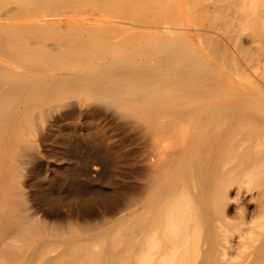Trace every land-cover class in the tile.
Masks as SVG:
<instances>
[{
    "label": "bare ground",
    "instance_id": "6f19581e",
    "mask_svg": "<svg viewBox=\"0 0 264 264\" xmlns=\"http://www.w3.org/2000/svg\"><path fill=\"white\" fill-rule=\"evenodd\" d=\"M170 1L174 4L175 8H179L178 4L180 5V2L188 5L190 4V7L187 11V16H189V26L192 27L193 25H199L203 29H205V27H208L211 30H217V33L219 34H215L214 37L212 34L213 38L209 36L210 38L205 41L203 40V42L198 36L199 41L203 43L202 47H198V45L195 44L194 38L189 39L187 45L188 49L190 50V56L188 59H182L183 61L179 59L180 57L177 59L176 57L168 59L170 58L168 56V60L176 59L178 62H180L179 67H177L178 69H180L178 71H180L183 75L184 72L185 75L187 74V80L184 81L185 83H181L185 85L183 86L184 94L181 90L180 94V91L176 89L177 87L175 89H172L173 86H176V84H174L173 82L171 88L170 85L168 86L167 84L166 87H164L165 85L163 86L159 83L157 84L156 81H151L152 79L148 81L143 80V76L146 78L148 77L143 74L142 77H140V75L138 74L137 63L139 62V60L133 62L134 58H141L143 60L144 56L148 52L144 51V49L148 50L149 48L159 47V44L162 45V40H158V37L156 38L157 40L154 39L155 37L154 34L152 35V30H150L151 35L149 33L146 34L148 30L144 29L146 30V32L143 33V29H141L140 26L141 24L142 27L143 25L147 26V23H149L150 20L151 23H158L159 25L165 20L168 21L166 15L167 11H171L169 8L171 5ZM197 1L198 3L200 2L199 0H0L1 14L6 10L5 7H7V5L14 4L19 10V17L27 18V20H18L9 22L7 24L0 23V112L2 111V109L12 104L14 99L17 98L18 100V96L21 95L22 91H24L25 94V91L29 87L34 86L33 90L37 87L39 89L41 88V90H44L49 86L50 91L48 93L52 96L41 98L42 103L38 104H42V106H45L44 104H50V106L41 109L42 112L39 113V116H47V119H51V116H53L54 119L58 121V119L64 116L65 110H68V108L71 107L72 101L70 102L69 99H67V101L64 100L65 102L63 101V103L60 102L58 104V101L60 99H66V97H64L65 95L62 93L56 94L57 92H55L54 90L56 88L57 91H59L63 88L62 86H65L66 83L72 84L74 81L68 83L66 80L70 78L73 80V78H76L74 76L79 74L81 75V78H79L80 81L88 80V82L86 84L84 83L83 85H89L87 91L88 94H91L94 97V100L95 97H103V100L106 99L105 101H107L109 99L108 102L111 101L110 104L113 103L114 105L119 106L122 109L123 106L128 110L137 108L138 110H135V114L138 111L139 116H142V118L144 117L143 119L147 122L151 123L154 121H158L159 124L154 122V124H156L157 126L153 123H149L148 126L151 125L150 128L152 127V125L153 127L156 126V128H158V125L162 124L161 127L159 126V128H162V131H164L163 128L165 126V122H168V126H173V120L180 121L183 119L185 121V119H188L190 122V128L188 129L189 131H187L186 133V135L188 134V137L187 139L185 137L186 144L181 156L183 157L184 161L182 158L176 160L177 162L175 161L176 163L175 165H173V169H176V171L173 172L174 170H168L169 173H165L164 176L166 177H163L162 182L160 181L161 176L159 175L160 177L158 180L160 181L161 186L159 185L160 183L157 184V174H159V172L161 173V170H164L165 168L160 169L158 173L157 171H155L157 174H153V176H151L150 178H148V175L150 173L147 172L149 173L147 175V180L150 179L149 183L152 182V177L157 176L156 178H153V181L154 179L155 181L154 183H152L159 186L157 191H154L155 193L153 192L152 194L151 192L153 191L154 187L156 189L157 186L152 187V184V186H146L145 184H143L144 182L142 183L143 186H141L142 184L140 185V202L142 203L143 213H138V215H140V218L139 221L136 220L138 221V233H135V236H138L136 237L137 240H133V238L135 237H130L131 241H128L129 239L126 240V233H124L125 235L123 234V237H125L124 239L127 241L126 242L124 240L125 242H123V245L124 247H128V249L123 248L127 253L126 254L123 251V254L125 255V262L122 263L125 264H129V262H131V260L129 259L130 257L132 261L136 259V263L133 262L134 264H186L188 255H192L193 257L199 255L198 251L200 249L197 250L196 255V250L194 249L193 252L188 244L190 242L191 235L198 231L200 225V228L203 227L205 229L206 239L209 243V247H207V249L204 251L200 264H218L217 260L219 258L217 257V245H215L213 242L214 239L218 236L216 235V233L214 234L212 223L213 219L217 218L215 217V214L220 210L222 202L225 199L226 194H228V187H230L229 185L232 184L230 181H233L236 177L240 180L241 172L248 169L251 171V168H255V170H253L255 173L258 172L256 168L262 171L264 170V150L263 148L259 149V146L261 147L264 139V0H211V4H205V6L203 7H199L197 5ZM205 1L206 0H201L203 4L205 3ZM10 6L11 5H9V7ZM89 11L90 13H92V18L88 15L90 14ZM172 11L174 10L172 9ZM172 11L168 13L170 15V18L172 17ZM84 13L86 15V18L84 16ZM172 15L174 14L172 13ZM87 17L90 19V21L86 20ZM46 18L51 19L48 20ZM174 18H172L171 20H173ZM185 18L187 19L186 16ZM115 19L117 20L118 24L120 22L119 26L112 23L114 21L116 22ZM131 20L141 21L140 24L135 23L136 26L139 25L140 31L138 30V28H132L131 31V26L127 28L121 27V23L129 24ZM142 22L146 23L144 24ZM62 23H64L63 28L61 27ZM128 28L129 31H126L128 30ZM134 29L136 31H133ZM158 29L156 30L158 31ZM208 31L210 32V30ZM209 32L207 33L210 34ZM207 33L204 32V35H198H200L201 38L202 36H204L205 39V37H207ZM144 42H148V45L146 44L147 47H144ZM165 64L167 65V63ZM166 65L164 69L166 68ZM91 66L96 67L97 69H91L93 70L92 73H90L89 71V73H82V71L92 68ZM167 67H171L172 70H174L173 66H169V64L167 65ZM105 69L106 71H108L107 69H110V72L106 73ZM166 69L168 70V68ZM101 70L103 71L101 75H99ZM152 70L153 71H147L149 79L150 77L153 79L155 78V76L153 75L155 68H153ZM104 71L106 74H103ZM181 73H179V75L177 73V76H181ZM158 75L161 76L160 72L159 74L157 72L156 76ZM160 78L161 77H159L158 79ZM5 85L9 86L5 91H2V88ZM179 86L180 88H182V85ZM57 87H59L60 89H58ZM30 93L26 94V96H28ZM24 94L22 98H24ZM68 97L70 98L69 95L67 96V98ZM54 100L57 101V105H55L56 103L51 102ZM183 100H185L186 103H184L187 104V107L185 108V106H183L185 108L184 112L182 114H178L179 111H183V107L180 108L182 105L181 103L183 102H179ZM168 103H171L173 105H177L178 103L180 104V106L178 105L179 107H177L180 109H177L176 106H170L171 108L174 107L172 110L169 107L167 109L166 106H168ZM31 105H37V101L31 103L30 106ZM139 108L141 110H139ZM175 108L178 111H176ZM21 109L27 110V107ZM144 109L146 110V112L149 110V112L146 113ZM13 112H15V110ZM13 112L11 113L13 114ZM91 112H94V110ZM169 112L172 118H169ZM4 114L6 115V113ZM175 114L177 116H175ZM7 116L5 117L8 118ZM29 116L30 115H28L27 117ZM29 119H31V117H29ZM4 120L5 119H3L2 121ZM138 120L141 119L138 118ZM4 122L3 123L6 124L8 121ZM171 122L172 124H170ZM246 122L251 123L252 127L250 128V124L248 123L247 125ZM20 127L21 126L19 125V130ZM179 127L180 126L176 128L174 123V126L171 128L172 130L179 129L177 135L180 136V133L185 130L180 132L181 128ZM171 128L168 127V129ZM154 129L155 128H153L152 131H155ZM244 130H246V132H244ZM171 132L172 131L169 130V134ZM7 135L8 132L6 134V137L4 136L6 139L9 138ZM178 139L180 142V138ZM4 140L2 139V141ZM22 140L21 143L23 142ZM153 142L155 143V141ZM25 144L26 143L23 142L20 148H18L17 146V149H19V152L17 151V156H19L18 158L20 159V164L22 163V165L26 166L34 160V154L31 149L34 150V148L32 147L36 146L32 143L31 147L30 145H27L29 144L28 142L26 145ZM8 145L10 146V144ZM89 147H91V145ZM172 150L174 151V149ZM11 152H9L8 155L6 152V156L4 157V159L6 158L11 160ZM97 156L102 162L107 161V157L104 154L101 153ZM13 158H15V156ZM187 158L189 160L188 170H186L187 164L185 162ZM9 160H7V162ZM18 165L19 164H17V166ZM17 166L15 167L16 169H18ZM164 166L166 167V165ZM16 169H14L15 171L11 169V171L9 170L14 174V178H16L19 173ZM24 169H26V167ZM191 170H194L196 174L195 177H193V171L191 172ZM202 170H205V172H202V175H200ZM224 170H229L228 172L235 171L236 174H232V177L231 175L228 176V174L226 173V175L222 174L223 176H219L218 174H221L222 172H224ZM206 171L207 173L208 171L210 173H212L211 171H213L212 174H214V172L218 173H216V175L214 174L215 176L211 174V179L207 177L209 180L205 184L206 186L204 187V189L201 190V192L205 191L204 196H206V201H202V205L198 203L199 201H195L198 206L196 207L200 210L198 211V213L201 212V214H199L201 223L198 226L197 218V222H195V216H191L193 218L191 221L192 223L194 221V223L192 226H189L190 217L187 216V214H183V216L181 213L183 207H186L188 204V202L185 203L183 201L182 203L181 199H185L183 198L184 194H186L185 196H189L187 195L188 191H179L178 193V190H183V187L186 186L183 185L182 189V185L179 187V189L175 186L179 185L176 184L179 180L182 181L183 179H188L190 178V176V182L195 180L199 182V175V179H201L204 174V176H206ZM262 171H259V173ZM2 172L3 171L1 170V173ZM15 172L18 173H16L15 175ZM8 174L9 173H7V175ZM13 174L10 173L8 176L0 179V184H2V188H0V264H36L40 258V255L42 254L38 253V249V251L31 250L33 252L28 253L27 251L29 248L27 246L28 243H30V245L32 244L33 241L30 240L32 239V236L34 234L42 233L43 228L41 225H43L44 223H40L39 219L37 218L38 212H36V210L34 209L35 207L29 202V198L26 197V192H24L22 189L23 187L18 185L14 180L12 176ZM52 175L54 176V174ZM50 176H43L42 179L44 183H48V179L50 178ZM181 176L182 179H179ZM202 180L201 181L204 183V178ZM196 181L195 184L197 183ZM257 181H259V179H257ZM145 182L148 183V181ZM180 184L183 183L181 182ZM202 185L204 186V184ZM211 186L213 187V191L210 194V191H208V187L210 188ZM145 187H150L152 189L150 193L153 196L149 193L152 196L151 198L149 197L150 200H148L149 198H147L148 195L146 193L149 189ZM194 187H197V191H199L201 188V183H197L196 185H194ZM186 188L188 190V187ZM44 189H46V191H44V193L41 191L42 193L40 194L41 196L43 194V198L47 197V202L50 203V201L53 200L52 198V200L48 201V191L50 190H47L48 188L46 187L43 188V190ZM194 189L196 190V188ZM82 193L84 194L83 191ZM197 196L198 198H200L201 194H196L194 196L196 197V200L198 199ZM163 197H165V200L162 201L161 199H163ZM179 197L181 199H178L177 201V198ZM112 200L113 199H111L110 201L107 200L106 202L104 201V208H107L110 212L113 213L116 212V210H118V208L122 205L120 206L119 204H117V201ZM129 200L124 203L125 208L128 206L130 207L132 206L131 204L135 203L131 202L132 199L130 201ZM200 200H202V198ZM44 201L46 202V200ZM165 201L166 203H163ZM52 203L50 204L54 206ZM184 210L186 212V209ZM187 210H189V208H187ZM84 212L86 213V211ZM48 213L52 214L53 211L50 210L48 211ZM216 221L219 224V221L215 219V222ZM58 226L57 228L60 227ZM195 228L197 229V231L195 230ZM131 229L132 227L130 228V230ZM215 230H217L216 226ZM195 234L198 235V232ZM44 235L45 232L43 234V237ZM39 236L42 237L41 234ZM59 238L61 239V236ZM129 242H132V245H135L131 246L132 249ZM196 242L197 244L199 242L197 241V238L196 241L191 242V244L193 243L196 245ZM124 243H126L127 245H125ZM260 246H262L260 251L264 253V243H261ZM78 247L81 248L74 247L76 249L72 248L73 251H71L72 249L70 247L71 250L68 251V253L71 252L70 254L64 253L66 255L61 254L62 256H55L54 259L52 258L53 263L58 262L57 264H59L62 260V257L64 256H66L63 258V260L65 259V261L62 260L61 262H64L63 264H71L70 262H72L73 264L76 261L78 262L83 258H86L87 256H85V254H88V252H86V249L88 247L86 249V246L83 245H79ZM197 247L198 246H196V248ZM235 249L237 250V248ZM189 250L193 253L191 252L192 254H190ZM88 251L89 256L85 259V262H83L82 260L83 264L90 262L88 260L93 257L90 255L91 250ZM226 251L227 250L225 249L222 251L224 253V258L222 255V259L229 258H225ZM261 252L257 253V263H261L260 261L264 260V258H261V256L264 257ZM110 256L108 262L111 260ZM68 257L70 258L69 262L68 260H66L69 259ZM95 259H99L98 256L95 257ZM77 262L76 264L79 263ZM190 263H193V261L191 262L190 260ZM113 264L115 263L113 262Z\"/></svg>",
    "mask_w": 264,
    "mask_h": 264
},
{
    "label": "rangeland",
    "instance_id": "374dc122",
    "mask_svg": "<svg viewBox=\"0 0 264 264\" xmlns=\"http://www.w3.org/2000/svg\"><path fill=\"white\" fill-rule=\"evenodd\" d=\"M199 1L201 2V0H199ZM206 1L204 4L202 2L198 3V1H197V5L199 7H203V6H205V4H211V0H206ZM170 2H169V4H170ZM9 5H11V6L9 7ZM9 5H7V7H5L6 10L4 12L2 11L3 12L2 14H1V10H0V14H1L0 23H6L7 24V23L13 22V21L27 20V18H20L19 17V12H18L19 10L17 9V7L14 4H9ZM171 5L169 8L171 11H172V9L174 10V11H172V13L174 15H172V13H171L172 17L170 18L169 17L170 15L168 13H170L171 11L170 12L167 11L166 17H167V20L169 22L165 20L164 22H162L159 25L158 23H156V24L151 23V20H150V22L147 23V26L143 25V27H142V24L140 26L141 29H143V31H142L143 33H145L146 30H148L149 32L147 31L146 34L149 33L151 35L150 30H152L154 32V33L152 32V35L154 34V37H155L154 39L157 40L156 38L158 37V40L163 41L162 45L159 44L158 45L159 47H157V48H149L148 50L144 49V51L149 52V53L147 52L148 55L146 54L144 56L143 60L141 58H139V59L134 58L133 62L134 61L136 62L139 60V62L137 63L138 74L140 75V77H142V74L146 75L148 77V78H146L143 76L142 77L143 80L148 81V80L152 79L151 81L154 80V81H156L157 84L159 83L163 86L165 85L164 87H166V84L168 86L170 85V87H171L174 83V84H176V86H173V88L172 87L171 88L175 89L177 87L176 89L178 91L181 90L183 93L184 92L183 86H185V85L181 84V83H185L184 81L187 80V74L185 75V72L183 71L184 72V75H183L180 71H178L180 69H178L177 67H179L180 62H178L176 59L179 57H180L179 58L180 60L189 58L190 50L188 49V45H187L189 39L194 38L195 44H197L198 47H202L203 40L205 41V40L209 39L210 38L209 36H211V38H213L215 36V34L217 35L218 33H217V30H213V29L211 30L208 27H205V29H203L199 25H193L192 27L189 26V16H187V11L190 7V4L188 5V4H184V3L180 2V5L178 4L179 8H175V6L172 2H171ZM179 9H180V11H179ZM3 10H4V8H3ZM89 13H90V11H89ZM175 13H176V15H175ZM91 14L92 13H90L88 15L92 18ZM84 16L86 18L85 13H84ZM185 16L187 17V19L185 18ZM172 18H174V19L171 20ZM46 19L49 20L51 18H46ZM86 20L90 21V19L88 17ZM118 21H119V19H118ZM136 21L137 20H135V21L131 20L129 23L131 25H129L128 23H121V27L127 28V27L131 26V31H132V28H135V29L138 28V30H139L140 29L139 25L136 26L135 23L140 24L141 21H137V22ZM114 22H112L114 25H117V26L120 25V22L118 24L117 20L115 23ZM142 23L145 24L146 22H142ZM63 24L64 23L61 24L62 28L64 27ZM149 25H151V26H149ZM160 28H162V29H160ZM165 28H166V30H165ZM135 29L133 31H136ZM144 29H146V30H144ZM156 29H158V31ZM208 30H210V32ZM126 31H129V28ZM212 31H213V33H212ZM204 32L210 33V34H208V33L206 34L208 38L205 37V39H204V36H202V38H201V36L198 35V34L204 35ZM212 34H213V37H212ZM198 36L202 42L199 41ZM161 37H162V39H161ZM159 42H161V41H159ZM146 44L148 45V42L143 43L144 47H147ZM173 51H175V52H173ZM168 56L170 58H168ZM175 57H176V59L168 60V59H172ZM170 61H172V62H170ZM165 63H167V65L169 64V66L170 65L173 66L174 70H172L171 67H170L171 69L169 67H167V65ZM165 65H166V68H168L169 72L166 68L164 69ZM176 65H178V66H176ZM93 68H96V67L86 69V70L82 71V73H89V72L92 73L93 70L97 69V68L96 69H93ZM153 68H155V71L153 72V75L155 76V78L153 79L150 77V79H149V76L147 75V71L148 70L153 71L152 70ZM91 69H93V70H91ZM107 70L108 71H106V69H105L106 73H109L110 69H107ZM182 70H184V69H182ZM102 71L103 70L100 71L99 75H101ZM105 71L103 72V74H106ZM157 72H158V74L160 72L161 76H159V75L156 76ZM177 73H178V75H179V73H181V76L178 77ZM171 74H172V76L175 74L174 76H176V77H174V76L172 77ZM74 77H76V78H73V80L71 78L66 80L68 83L74 81L72 84L66 83L65 86H62L63 87L62 89L57 87L58 89H60L59 91H57L56 88H55V90L53 89L55 92H57L56 94L62 93L65 95L64 97H66V99H64V98L60 99L58 101V104L60 102L63 103L64 100L67 101V99H69L70 102L72 101V104H74V105L71 104V107L68 108V110H65L64 116H62L60 119H58V121L55 120L54 117L51 115H49L52 117V118L50 117L51 119H47L48 118L47 116H45V117L39 116L40 115L39 113L42 112L41 109L47 108L48 106H50V104H48V105L44 104L45 106H42V104H38V103H42L41 98L52 96L51 94L48 93L50 91L49 86L47 88H45L44 90H41V88L39 89L38 87L33 90L34 86H31L25 91L26 92L25 94H24V91H22V93L20 95L21 97L18 96V100H17V98L13 100V102H12L13 106H12V104H10L8 107L2 109V111L0 112V120H1L0 121L1 122V124H0V134H1L0 145L2 143V145H1L2 147L0 146V149H1L0 151H2V152H0L1 153L0 157L2 159V160L0 159V163H1L0 169L3 172L1 173V170H0V174H1L0 179L8 176L10 173L13 174L10 171L11 170L15 171L14 170V169H16L15 167L17 166V164H19L17 166L18 169H16V170H18L19 173L15 172V175H16V173H18L17 176H19L20 178L17 176H16V178H14L15 177L14 174L12 176H13L14 180L17 182V184L20 185L21 187H23L22 189L24 192H26V197L29 198L28 199L29 202L35 207L34 209L36 210V212H38L37 218L39 219L40 223L41 224L44 223L43 225H41L43 228L42 230L45 232L44 237H43V234H44L43 231H42L43 234L42 233L34 234L32 236L33 240L29 239L30 241L34 242V243L32 242L33 245L32 244L30 245V243H28V246H27L29 248L27 251L28 253H31L35 250L36 251L39 250L38 253L42 254V255H40V258L38 260L39 262L37 261L36 264H51V263L57 264L58 262L53 263L52 258L54 259L55 256H60L61 254L66 255L68 253V251L74 247L81 248V247H78L79 245L80 246L81 245L86 246L85 249L88 247L86 249L87 250L86 252H88V254H89L88 250H91L90 255L93 256V257H91L92 261H91V258L89 257L90 259L88 261H90V262H88L86 264H113V262L115 264H125V263H122V262H125V260H124L125 255L123 254V251H124L123 248L128 249V247L127 246L124 247L123 242H125L127 239H129L128 241H131L130 237H135V238L138 237V236H135L136 235L135 233H138L137 232L138 231L137 222L139 221V218H140V215H138V213L139 214L143 213L142 212V203L140 202V199H141L140 193L141 192H139L140 191L139 188H141V186H143V184H145L146 186L147 185L148 186L153 185L152 187L157 186V184H159L160 181L162 182L163 177H166V176H164L165 173L167 174V173H169V171L174 170L173 165H175V163L177 162L176 160H178L179 158L183 159V157H181V156H182V152H183V149L185 147V144H186L185 141L188 137V134L186 135V133H187V131H189L188 129L190 128V125H189L190 122L188 119H185V121L183 119L180 121L179 120H173L176 128H178V126H180L179 127V128H181L180 132L185 130V131L180 133V136L177 135L179 129H177V130L173 129L174 131L172 130L171 127L174 126V123L172 124V122L170 124H172L173 126H168V122L164 123L165 126L163 129H164V131L166 130L165 132L162 131V128L161 129L159 128V126L161 127L162 124L158 125L159 129L156 128L157 125L154 124V122L159 124L158 121L151 122L154 125H156L155 127H153V125H152V127L155 128L154 129L155 131H152L153 128L152 127L150 128L151 125L148 126V124L150 122H147L146 120H144L143 119L144 117L142 118V116H139L138 111L135 114V110H138L137 108H132V110H130V109L128 110L127 108H124V106H123V109H122L121 107L116 106L113 103L110 104L111 101L108 102L109 99L107 101H105L106 99L103 100L104 99L103 97H98L100 100L95 97V100H94V97L91 94H88L87 90L89 88V85H86V86L83 85L84 83L86 84L88 82V80H81L80 81L79 78H81V75H79V74L75 75ZM157 77L158 78L161 77L162 80H161V78L158 79ZM164 78H165V80H164ZM155 79H157V80H155ZM178 79H179V82H178ZM68 80H70V81H68ZM168 82H170L171 84ZM179 85H182L181 86L182 88H180ZM8 86L9 85L3 86L2 91H5L6 88H8ZM168 86H167V88H168ZM61 90H63V91H61ZM28 91H30L31 93ZM181 91L179 92L180 94H181ZM27 92L30 93L28 96H26V94H28ZM23 94L26 96V98H25V96H24V98H22ZM68 95L70 96V98L69 97L67 98ZM71 98H72V100H71ZM96 99L98 100V102ZM35 101H37V105H35V106L31 105L30 106V104L35 102ZM16 102H18V103H16ZM51 102H54V103H56L55 105H57V101L54 100ZM179 102H183V103H181L182 105L180 108H182L183 106H185V108L187 107V104H185L186 103L185 100L179 101ZM25 105H27V106H25ZM165 105H166V103H165ZM167 105H168V106H166L167 109H168V107L171 110L174 108V107L171 108L170 106H176L177 109H180V108H178L180 106V104H178V103H177V105H173L171 103H168ZM14 106H16V107H14ZM24 107L25 108L27 107V110L21 109ZM28 107H31V108H28ZM32 107L33 108L35 107V108L33 109ZM10 108L13 110H11ZM176 108H175V110H176ZM185 108L183 107V111H179L178 114H182L184 112ZM8 109H10V110H8ZM14 110H15V112H13ZM93 110H94V112L96 110V112L95 113L91 112ZM139 110H141V109L139 108ZM176 111H178V110H176ZM11 112H13V114ZM145 112H146V110H145ZM148 112H149V110L146 113H148ZM4 113H6V115ZM36 113H38V114H36ZM3 114H4V116H3ZM176 114H175V116H177ZM28 115H30L29 117H31L32 121H31V119H29V117H27ZM166 115H167V113H166ZM168 115H169V118H172L170 116V112L168 113ZM168 115H167V117H168ZM5 116H7L8 118H6ZM132 116H134V117H132ZM14 118H16V119H14ZM138 118L141 120H138ZM3 119H5L4 121H8L6 123L7 125L4 124L5 123L4 121H2ZM12 119H14V120H12ZM12 121H14V122H12ZM24 121H25V123H24ZM144 121H145V123H144ZM142 122H143V124H142ZM22 123H23V125H22ZM246 123L248 125L249 122H246ZM249 124H250L249 127L251 128L252 124L251 123H249ZM5 125H6V127H5ZM19 125L21 126L20 130H19ZM186 125H188V126H186ZM255 125H257V124H255ZM165 127H167V128H165ZM168 127L171 129H168ZM1 128H2V130H1ZM139 128H141V129H139ZM149 130H150V132H149ZM169 130L172 131L170 134H169ZM6 131L8 132V135H7L9 137L8 139L5 138L6 134H7ZM146 132H148V133H146ZM244 132H246V130H244ZM151 133H153V134H151ZM174 133H175V136H174ZM171 136H173V137H171ZM169 137H170V139H169ZM185 137H186V139H185ZM178 138H180V142H179ZM2 139L3 140L6 139V140L2 141ZM10 139H11V141H10ZM22 139H24V140H22ZM153 139H156L157 141L153 140ZM174 139H175V142H174ZM21 140L23 142H25L26 144L28 142L29 144H27V145L31 146L33 143V145L36 146V147L31 146L32 148H34V150L31 149L33 154H34V160L30 164H27L26 166L22 165V163L20 164V159L18 158L19 156H17L18 155L17 151L19 150V149H17V146H18V148H20L21 144L23 143V142L21 143ZM152 140L155 141L156 144ZM7 143L10 144V146ZM17 143H18V145H17ZM263 143H264V139H263L261 147L259 146V149L263 148V150H264V144ZM3 145H5V146H3ZM90 145H91V147H89ZM4 148L6 151L4 150ZM7 148H9V149H7ZM92 148L95 150H93ZM172 149H174V151ZM11 150H12V152H11ZM6 152H7V155L9 152L12 153V157L10 155L11 160L6 159V158L4 159V157L6 156ZM89 152H91V153H89ZM101 153L107 157L106 162H102L99 159V157L97 156L98 154H101ZM14 156H15V158H13ZM170 156H171V158H170ZM169 159H170V162H169ZM7 160H9V161L7 162ZM97 160H98V162H97ZM183 161H184V159H183ZM3 162H5V163H3ZM185 162L187 164L186 170H188L189 169L188 168V166H189L188 158L185 160ZM12 164H15L16 166L12 165ZM157 164H159L161 167ZM163 164L166 165V167ZM167 164L168 165L170 164V165L168 166ZM22 166L24 168L26 167V169H24ZM155 169H157V170H155ZM160 169H164V170H161V173L162 174L164 173L163 175L159 172ZM195 170H197V169H195ZM253 170H255V168H253V169L251 168V171L249 169L246 171H243L240 174L241 175L240 180L237 179V177H236L233 181H230L232 184L231 185L228 184L230 187L227 186L229 189L227 191L228 194H226L223 202L221 201L222 206H221L220 210L217 211L215 214V217H217L215 219L219 221V224L217 223V221L215 222V219H213V223H212L213 227L212 228H213L214 234L216 233V235L218 236L213 241L214 244L218 246V247L216 246L217 251H218L217 257L219 258V259L217 258L218 264H223V263L224 264H264L263 259H262L263 261H260L261 263H257V259H258L257 253L261 252L260 249L262 248L263 245L262 246H260V245H261V243H264L263 242L264 241V175H263L264 170L262 171V170H259L256 168V170L258 171V172H256L257 174ZM155 171H157V173L159 172V174H157ZM175 171H176V169L173 172H175ZM192 171H193V177H195L196 174H195L194 170H191V172ZM221 171H223V170H221ZM226 171L227 170H224V172H222L221 174H218V175L223 176V175L228 174V176L231 175V177H232V174L233 175L236 174L235 171H233V172H228L229 170L227 172ZM259 171H262L263 174H262V172H260L261 173L260 174ZM147 172H149L150 174ZM188 172H190V171H188ZM202 172H205V170L204 171L202 170L200 175H202ZM211 172L213 173V171H211ZM247 172H249V173H247ZM7 173H9V174L7 175ZM155 173L158 176V178L156 179L158 183L156 185L152 184L155 181V179L153 181V178L157 177V176H155L156 175ZM212 173H210L209 171L207 173V171H206V176H204L205 175L204 174L203 175L204 177L202 176L201 179H199L200 178V175H199V177H198L199 182L195 180L197 183H201V188L199 190L200 192L197 191L198 186L194 187V185H196L197 183L195 184V181L190 182L191 180H189V179L191 178V176H190V178L185 179L186 181L184 179L182 181L179 180L176 183L177 185L178 184L179 185L175 186L176 188L178 187V189L181 185H182L181 189H182L183 185L188 187V190L186 187H183V190L177 189L178 193H179V191H185L186 190V191H188L187 195H189V196H185L186 194H184L183 198H185V199L182 200L180 198L181 197L180 196L179 198H177V201H178V199H181V202L182 201L185 203L188 202V204H190V205L187 204L186 207H183V210L181 208V210H182L181 213H182V215L187 214V216L190 217V219H189L190 221L193 219L192 217L195 216L194 220H196V218H197L198 226L201 223V220H200L201 218H199V214H201V212L198 213V211H200V210L197 208L198 206L195 203V201H197V202L199 201L198 203L200 205L203 204L202 201L203 202L206 201V196H204L205 191L201 192V190H203L204 187L206 186L205 184L209 180L208 178L212 177V175H214V174L216 175V173H218V172H214V174H212ZM52 174H54V176ZM153 174H155L154 175L155 177H152L151 178L152 182L149 183L150 179L147 180V175L149 176L148 178H150L151 176H153ZM45 175H48V176L52 175L48 179V183H50V184H48L46 182L44 183L42 178ZM159 175L161 176L160 181L158 180L160 177ZM193 177H192V179H193ZM203 178H204V183L202 182ZM50 179H52V180H50ZM179 179H182V176ZM257 179H259V181H257ZM262 180H263V182H262ZM145 181H148V183L150 185ZM245 181H246V183H245ZM181 182L183 184H180ZM0 183H1V181H0ZM202 184H204V186ZM159 185L161 186V183ZM1 186H2V184H0V188H2ZM48 186L50 187V189ZM45 187L48 188L47 190H50V191H48V199H49L48 201L52 200V198H53V200L50 201V203L53 202L52 204L54 206H52L50 203L47 202V199H46L47 197L43 198L44 197L43 194H42V196L40 194V193H42V192L44 193V191H46V189L43 190V188H45ZM145 188L149 189L146 192L148 195L147 198H149V197L151 198L153 196L152 195L153 192L155 190L157 191L159 186H157L156 189L154 187L153 191L150 187H145ZM184 188H186V189H184ZM194 188H196V190ZM210 188L208 187V191H210L209 193L211 194V192L213 191V187L211 186ZM58 190H60V191H58ZM82 191L84 192V194L82 193ZM74 194H75V196H74ZM196 194H201L200 198H198V196H197V198H198L197 200L195 199L196 197H194ZM99 196H101V197H99ZM175 196H177V195H175ZM192 197H194V198H192ZM150 198L148 200H150ZM201 198H202V200H200ZM111 199H113L112 201H117V204H119L120 206L122 205L121 207H119L120 209L118 208V210H116V212H113V213L110 212L107 208H104L105 202L107 200L110 201ZM129 199L130 200L132 199L131 202H133V203L135 202V203L131 204L132 206H130V207L128 206L125 208L124 203H126ZM44 200H46V202ZM161 200L162 201L165 200V197H163V199H161ZM43 202H45V203H43ZM54 202H55V204H54ZM179 202H180V200H179ZM181 202H180V204H181ZM163 203H166V201ZM49 204H50V206H49ZM88 204H89V207H88ZM180 204H178V205H180ZM223 206H224V208H223ZM187 208H189V210H187ZM87 209H89V210H87ZM184 209H186V212ZM50 210L53 211V213H55V214L52 213L53 214L52 215V214L48 213V211H50ZM90 210H91V212H90ZM106 210H108V211H106ZM84 211H86V213ZM192 211H194V212H192ZM188 213H189V215H188ZM193 213H194V215H193ZM136 220H138V221H136ZM197 220L195 222H197ZM190 221H189V226H192L194 221H193V223H192V221L191 222ZM57 226L60 228V230H59V228H57ZM200 226H199L198 231L195 228V230L198 232V235L195 234L197 232H195L193 235H191V237L194 235H196V236H194L195 238L190 237V242L188 244L190 249H192L193 252H194V249L196 250V252H195L196 255H197V250L200 249L198 251L199 255L194 256V257L192 255H191L192 257L190 255H188L187 260H186V264L187 263L188 264H193V263L194 264H200L204 251L207 249V247H209L208 246L209 243H208V241L206 239V235H205V229L203 227L200 228ZM215 226H216L217 230H215ZM217 226H219V227H217ZM128 227H130V228L132 227L133 230L132 229L130 230V228H128ZM47 230H48V233H47ZM57 232H59V233H57ZM55 233L58 235H56ZM124 233H126V235ZM131 233H133L134 235ZM40 234L42 237L39 236ZM47 234H48V236H47ZM123 234L127 237L126 240L124 239L125 237H123L124 236ZM128 235H130V236H128ZM60 236H61V239L59 238ZM135 238H133V240H137V238L136 239ZM196 238H197V241H199L198 244H197V242H196V245L193 243L191 244V242L196 241ZM216 239H218V240H216ZM133 242H135V241H133ZM76 243H77V246H76ZM124 244L127 245L126 243H124ZM133 245L131 242L130 247ZM196 246H198V247L196 248ZM70 247H71V249H70ZM76 248H74V249H76ZM235 248H237L238 251ZM131 249H132V247H131ZM222 249L227 250L225 258L229 257L228 259H222V255L224 254L222 252L223 251ZM31 250H33V251H31ZM71 251H73V249ZM133 251H135V250H133ZM192 251H190L189 253L192 254L193 253ZM28 253H26V254H28ZM64 253H66V254H64ZM70 253H68V254H70ZM109 253L111 254V256ZM121 253L124 256V258L121 255ZM84 254H85V251H84ZM88 254H85V256L88 257L89 256ZM108 254L111 257V260L109 262H108V260L110 258L108 256ZM262 255H264V253H262ZM97 256L99 258L97 260H99V261H97L95 259V257H97ZM64 257H66V256H64ZM64 257H62V260ZM86 258L82 259L83 262H85ZM223 258H224V255H223ZM259 258H260V255H259ZM261 258H264V257L261 256ZM129 259L131 260V262H129V264L136 263L135 262L136 259L133 261H132L131 257ZM62 260H61V262H62ZM66 260H68V262H69L70 258L66 259ZM82 260L78 261L79 263L77 261L76 262L78 264H80V262H81V264H83ZM190 260H191V262L193 261V263H190ZM229 260H231V261H229ZM63 261H65V259ZM93 261H95V262H93ZM76 262L73 264H76ZM63 263H61V264H63ZM70 263L72 264V262H70Z\"/></svg>",
    "mask_w": 264,
    "mask_h": 264
}]
</instances>
